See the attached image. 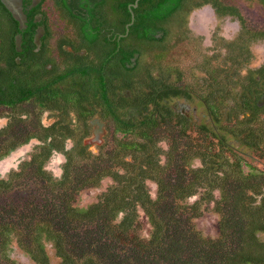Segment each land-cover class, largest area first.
Returning <instances> with one entry per match:
<instances>
[{"label": "trees", "instance_id": "16d2710c", "mask_svg": "<svg viewBox=\"0 0 264 264\" xmlns=\"http://www.w3.org/2000/svg\"><path fill=\"white\" fill-rule=\"evenodd\" d=\"M46 1L30 7L31 0H22L27 25L19 29L0 0V118L8 110L12 117L9 128H0V159L39 140L27 164L43 176L41 183L52 186L51 193L59 191L63 211L34 221L33 205L16 197L17 204L12 199L4 203L11 185L0 178V264H21L13 255L15 245L25 264H264V60L248 67L250 47L264 40V30L248 29L236 6L218 0H138L135 7V0H51L56 17L69 24L75 37H59L71 46L67 51L63 42L58 44L61 62L51 57L47 43L54 33ZM250 1L264 9V0ZM207 3L216 16L237 18L238 39L247 41H236L228 48L229 64L213 70L220 79L208 86H219L218 94L210 103L200 98L210 119L192 125L178 102L192 96L181 85V71L143 64L140 58L159 60L168 47V32L176 27L179 35L184 19ZM37 14L39 21L34 20ZM39 25L45 34L36 50ZM16 34L22 35L21 50ZM121 68L126 77L116 72ZM242 70L246 74L239 82ZM224 79L240 85L234 103L221 95L230 90L221 89ZM119 88L132 93V107L122 104L128 97ZM216 109L227 116L219 118ZM32 111L37 127L9 141L12 124ZM45 112L52 117L47 125L40 122ZM94 117L111 127L113 151H107L103 163L101 153L94 156L84 142ZM53 152L65 158L54 163L62 169L59 177L45 168ZM78 155L94 162L85 177L72 172ZM102 177L109 184L94 202L79 206L82 192ZM160 200L172 208L173 217L182 218L169 224L166 213L156 209ZM206 207L215 217V234L201 236L195 221ZM85 225L93 227L78 237Z\"/></svg>", "mask_w": 264, "mask_h": 264}, {"label": "rangeland", "instance_id": "374dc122", "mask_svg": "<svg viewBox=\"0 0 264 264\" xmlns=\"http://www.w3.org/2000/svg\"><path fill=\"white\" fill-rule=\"evenodd\" d=\"M218 1L223 5L227 4L236 6L242 16L246 19L247 25H245L248 29L264 30V9L257 2L250 0ZM45 4L44 10H48L51 29L54 33V36L57 38L60 36H66L67 38H69V36L72 37V28H70L69 24L64 19L56 17L57 13L54 12L55 9L51 5V0H47ZM200 5H203V7L194 10L192 13H190L189 17L187 16L184 19L185 21L179 27V35L178 32L175 31L176 27H173L172 32L169 31L165 36L164 41L167 43L168 47L164 55L160 57L159 60H153V57L151 58L152 55L149 57L146 55L140 58V62L143 64L154 65L161 63L162 65L164 64L169 66L171 69L178 68L181 71V85L186 86L192 95L188 98L189 100L187 99L186 101L191 106H194L196 111L195 115H192L191 117L192 125L203 123L207 124L208 120L210 119L208 109L206 108V105H204V103L200 100V98L205 97L210 103L213 93L218 94L216 91L219 89V86L215 87V89L208 86V84H212V79L214 80V85H216V82L220 79L216 77V73L213 70L226 66L225 62L229 64L228 55L232 54L229 50L236 43V41H239L240 43L243 42V44H246L247 41L245 38L238 39V35L240 33V24L237 21V18L233 17L232 15H222L221 17H218L213 12V9H211L209 3ZM204 9L205 11L203 12ZM204 17L208 18V20L203 22V26H201V22L204 20ZM171 45L173 46L170 47ZM251 47L250 50L252 49V59L249 61L248 67L252 69L257 67L258 64L264 60V40L253 43ZM240 59L242 58L239 57V60ZM164 65L163 67L166 68ZM116 72H118L119 77H126V71H124V69H117ZM245 74L246 70H242L241 75L237 80L239 82L244 81L243 75ZM174 78H176L175 74L171 76V79ZM171 81L174 82L173 80ZM238 81L237 83L231 85L228 81H226L225 86H221V89L230 88L228 92H223L221 95L225 100L231 103L235 102V95L241 89ZM119 90L120 94L124 93L128 97V100L123 101L124 103L122 104L132 107V105L129 104L132 102V99L129 98L132 96V93L130 91L124 90V88H119ZM181 100L182 99H178V101ZM261 104L264 105V98L261 100ZM216 112L219 118L227 116L225 111L216 109ZM4 113L5 117L0 118V128H4V126L9 128L10 124L12 123V117L9 115V110ZM33 113L34 111H32L29 116L23 114L20 118H18L20 121L12 124L11 132L7 136L9 141H12L15 136H18V133L23 135L27 131H31L37 127V115H33ZM40 119V122L43 125H47L52 121V117H50L49 113L47 112L42 113ZM99 122L100 123L97 122L94 124V126L91 128V134L84 140V142L88 144L89 152L94 156L101 153L100 160L103 163L105 162V154L107 151H113L114 144H110L111 127L105 122H101L100 120ZM118 136L120 137V135ZM235 144L238 145V142H235ZM38 145H41L39 140L31 139L26 145H19L15 150L11 151L0 159V178H6L11 185L9 193L3 197L4 203L6 202L8 203L7 205H9L12 199L14 205L17 204V201L20 202L22 200L24 202L20 203L33 205L32 214L37 217L34 219V221H38V218L41 215L44 216L41 220H45L60 214L58 211H63L62 201H59V191H54V193H51L52 186L49 185L48 188L43 183H41V178H43V176L40 177L35 175L33 167L27 164V162L30 160L29 158L31 154L35 152L36 146ZM66 145H72L71 140H67ZM51 154L52 155L49 161L45 163V168L46 170L52 171L56 177H59L62 173V169H60L58 166L55 167L54 163H62L65 161V158L58 152H53ZM55 154H59V156L57 155V157H54ZM109 156H111L110 153L107 154V159ZM91 159H93V157ZM73 160V174H79L81 177L89 175L88 170L89 167L93 166V160H86L79 155L75 156ZM98 167H100V165ZM166 179H168V177ZM109 182L110 179L108 177H102L98 181L96 187L94 186L82 192L78 198V205L87 207L90 203L94 202L97 199V194L102 189H104L109 184ZM149 184L150 182L148 185ZM147 188L149 191L152 190V193H154L155 187L152 184H150L151 189L149 187ZM15 197L17 201L15 200ZM190 200H192V198ZM188 203H190L189 200ZM162 206H166L167 211H164ZM156 209L160 212V215L166 213L168 219H170L169 224L175 220H179V218H182V216L173 217L171 215L172 208L167 206L161 200ZM48 210L51 211L48 212ZM203 211L204 214L201 213L200 216L202 217L198 219L199 221H195V228L197 229L196 231L201 236H204L205 234H215V222L212 223V219H215V217L211 213L212 211L207 209V207L204 208ZM46 213L48 214L47 216H45ZM142 220L144 223L145 220ZM90 227L93 226H83L79 230L78 237L85 236V231ZM182 238L186 241H188L189 238L192 239V237H185L183 235ZM28 240L29 239H27V241ZM15 246L16 247L13 249V255L18 258L21 264H25L23 261H21L23 259H21L22 252L17 245ZM139 252L144 258V249H139ZM52 262L56 263L55 258H53Z\"/></svg>", "mask_w": 264, "mask_h": 264}, {"label": "flooded vegetation", "instance_id": "af4514ba", "mask_svg": "<svg viewBox=\"0 0 264 264\" xmlns=\"http://www.w3.org/2000/svg\"><path fill=\"white\" fill-rule=\"evenodd\" d=\"M40 0H31V3H29V6H35ZM21 6H22V0H21ZM208 10V9H207ZM22 13H24L25 17H26V14L23 10V7H22ZM205 11V9L203 10V12ZM27 19V18H26ZM42 19V16L40 14H37L34 18V20L36 21H39ZM208 20V18L204 17V20H202L201 22V26H203V22H206ZM45 32L44 30V26L42 25H39L37 28H36V33H35V36H34V39H35V42H36V45H37V48L36 50L40 49L42 47V41H41V37L43 35V33ZM45 34V33H44ZM17 35V34H16ZM16 35H15V41H16ZM73 40L75 37H73ZM60 38H57L54 36V38L50 41V42H47L49 44V46L51 47V57L53 58H56L57 61H63V59H61L62 57L60 56L59 52H58V44L63 42V41H60L59 40ZM71 40V36L69 38ZM22 43V35H21V42H20V45ZM67 42H63L62 46H64V48L67 50V51H70L71 50V46L70 45H66ZM20 45L18 47V45L16 44V48L17 50H21L20 48ZM79 53H84V51H79ZM60 56V57H59ZM65 56V55H64ZM58 58V59H57ZM17 61H19V59L17 58ZM187 99H182L181 101H178L180 103V110L185 114L186 117L188 118H191L192 115H195V107L194 106H191L190 104L187 103L186 101ZM207 108V107H206ZM208 114L210 116V113L208 111ZM192 120V118H191ZM100 123L99 122V119L97 117H94L90 120V123L92 124V127L94 126V124L96 123ZM192 123V121H191Z\"/></svg>", "mask_w": 264, "mask_h": 264}, {"label": "water", "instance_id": "95a60500", "mask_svg": "<svg viewBox=\"0 0 264 264\" xmlns=\"http://www.w3.org/2000/svg\"><path fill=\"white\" fill-rule=\"evenodd\" d=\"M2 1L5 3L7 8L12 12L14 18L18 20V22L20 23L19 29L25 28L27 23H26V17L24 13H22L23 11H22V6H21V0H2ZM137 3H138V0H135L133 3V6L135 7ZM132 19H133V15H132ZM20 42H21V34H17L16 44L18 45V47L20 45Z\"/></svg>", "mask_w": 264, "mask_h": 264}]
</instances>
